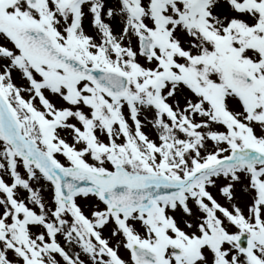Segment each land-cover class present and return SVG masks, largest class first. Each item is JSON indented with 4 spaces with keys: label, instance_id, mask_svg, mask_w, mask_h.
Here are the masks:
<instances>
[{
    "label": "snow or ice",
    "instance_id": "1",
    "mask_svg": "<svg viewBox=\"0 0 264 264\" xmlns=\"http://www.w3.org/2000/svg\"><path fill=\"white\" fill-rule=\"evenodd\" d=\"M0 264H264V0H0Z\"/></svg>",
    "mask_w": 264,
    "mask_h": 264
}]
</instances>
